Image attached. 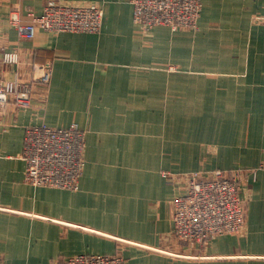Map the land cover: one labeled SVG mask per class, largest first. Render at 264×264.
<instances>
[{"label": "crops", "instance_id": "1", "mask_svg": "<svg viewBox=\"0 0 264 264\" xmlns=\"http://www.w3.org/2000/svg\"><path fill=\"white\" fill-rule=\"evenodd\" d=\"M48 1L0 0V81L32 87L27 106L0 102V264H264V0H203L196 28L149 32L131 0H59L99 4L101 30L22 36L13 13L26 23ZM46 63L42 86L34 65ZM40 124L86 130L77 189L26 181L25 132ZM217 169L239 177L245 227L178 240L174 198L190 174Z\"/></svg>", "mask_w": 264, "mask_h": 264}, {"label": "built area", "instance_id": "2", "mask_svg": "<svg viewBox=\"0 0 264 264\" xmlns=\"http://www.w3.org/2000/svg\"><path fill=\"white\" fill-rule=\"evenodd\" d=\"M134 22L145 31L158 25L172 29L196 28L203 0H131ZM104 10L99 4L71 5L49 0L42 13H29L24 23L14 12L12 24L25 38H34L40 29L50 32H90L101 30ZM7 63H16L17 54L5 52ZM52 79L49 63L34 65V81L48 86ZM31 83L0 81V102L13 101L27 106L31 99ZM86 130L76 124L52 127L46 124L26 128L23 158L26 181L33 185L77 189L86 166ZM167 178L172 174L165 173ZM246 224L245 202L241 184L233 171L217 169L207 174L188 176L184 192L173 200V234L190 244L207 245L225 234L239 233ZM60 264H125L120 254H79Z\"/></svg>", "mask_w": 264, "mask_h": 264}]
</instances>
